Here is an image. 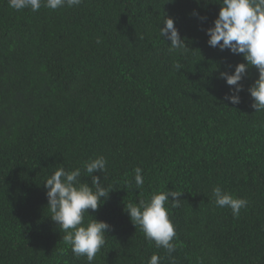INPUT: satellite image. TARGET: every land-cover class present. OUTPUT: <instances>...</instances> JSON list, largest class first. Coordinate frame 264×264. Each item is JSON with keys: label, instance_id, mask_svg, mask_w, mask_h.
Masks as SVG:
<instances>
[{"label": "trees", "instance_id": "obj_1", "mask_svg": "<svg viewBox=\"0 0 264 264\" xmlns=\"http://www.w3.org/2000/svg\"><path fill=\"white\" fill-rule=\"evenodd\" d=\"M219 8L216 0H83L32 12L0 0V264H88L49 217L44 181L100 155L106 171L93 175L114 189L89 210L111 225L92 264H147L154 253L160 264H264V112L247 91L258 72L241 81L239 104L225 99L220 72L244 60L207 44ZM165 15L187 52L169 51L160 36ZM81 180L91 184L86 173ZM215 186L249 201L238 217L215 204ZM159 190L183 191L179 207L168 203L171 254L124 210Z\"/></svg>", "mask_w": 264, "mask_h": 264}, {"label": "clouds", "instance_id": "obj_2", "mask_svg": "<svg viewBox=\"0 0 264 264\" xmlns=\"http://www.w3.org/2000/svg\"><path fill=\"white\" fill-rule=\"evenodd\" d=\"M83 0H8L10 8L21 11L30 9L38 11L41 6L57 10L63 7L79 6ZM220 8L218 15L210 26L205 29L208 37L207 44L221 51L229 50L234 55H242L244 62H239L232 71H221L220 78L229 86L225 99L236 105L241 102L240 92L244 90L241 81L247 76L248 70L255 67L258 77L248 87L252 98L251 107L255 112H264V0H216ZM199 19L200 16L195 12ZM160 36L170 44L169 51L187 52L185 38L175 25L173 17L165 15L159 30ZM97 38V43H100ZM179 71L182 67L176 63ZM106 157L100 155L89 158L81 167L66 170L60 166L44 181L47 190V208L49 217L58 226L62 240L71 246L73 255L77 258L86 257L88 264H92L96 254L106 244V234L111 225L104 220L96 219L89 210L95 212L109 197L114 189L102 186L100 176L94 172H105ZM143 169H134V183L136 189L142 188ZM86 173L91 177V184L82 182L81 176ZM183 191L159 190L152 193L148 199H140L138 203L129 202L124 210L129 215L135 228L143 232L145 239L155 243L157 248H164L171 254L176 244L174 223L170 218L168 207H179ZM172 197L170 200L169 197ZM214 202L218 207L230 208L232 215L238 217L240 210L248 206L246 198L237 197L221 186L212 189ZM88 219H85V214ZM161 258L153 254L147 264H160Z\"/></svg>", "mask_w": 264, "mask_h": 264}]
</instances>
